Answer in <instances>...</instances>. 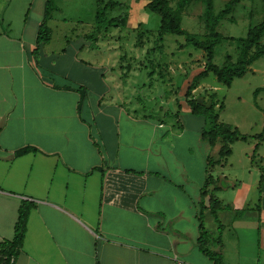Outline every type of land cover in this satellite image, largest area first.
Listing matches in <instances>:
<instances>
[{
	"label": "crops",
	"instance_id": "obj_1",
	"mask_svg": "<svg viewBox=\"0 0 264 264\" xmlns=\"http://www.w3.org/2000/svg\"><path fill=\"white\" fill-rule=\"evenodd\" d=\"M44 1L0 0V242L13 238L22 202L33 205L14 264H213L197 247L210 153L201 138L205 125L178 144L190 135L178 112L175 122L151 119L124 96L121 81L110 94L101 61L78 57L66 35L52 49L58 7L47 22L49 41L34 54ZM184 111L190 113L187 103ZM26 147L34 150L16 153ZM227 158L212 173L215 194L228 206L218 220L222 232L237 233V264H261V172L225 189L217 170ZM204 226L218 228L208 209ZM216 249L229 264L225 254L234 253L222 239Z\"/></svg>",
	"mask_w": 264,
	"mask_h": 264
},
{
	"label": "rangeland",
	"instance_id": "obj_2",
	"mask_svg": "<svg viewBox=\"0 0 264 264\" xmlns=\"http://www.w3.org/2000/svg\"><path fill=\"white\" fill-rule=\"evenodd\" d=\"M114 1L122 4L109 10L107 16L111 18L126 13L125 23L110 25L95 34V0H57L59 10L53 13L50 21L54 31L51 48L59 47L63 39L61 36L66 35L64 38L77 48L78 57L101 61V70L110 78V82L106 83L108 91L109 88L112 90L110 94H113L116 83L124 82V96H128L130 103L142 109L151 119L167 117V123L175 122L174 114L178 112L177 117L190 130V135L179 140L178 144H187L194 140V129L205 125L202 117L184 111L187 86L192 77L202 70L203 51L185 44L181 35H158L159 16L146 8L149 0ZM227 1L213 0L214 12L224 8ZM175 3L176 0H170L172 7ZM35 8H31L29 14H33ZM203 14L202 1L193 0L182 12V28L203 39L206 33ZM262 15V0H242L229 15L230 19L219 22L217 30L228 38L244 37L249 27L262 20ZM92 34L99 37L96 42L99 43L98 47L91 40ZM260 42L264 44V36ZM237 50L236 40H222L214 48L213 62L221 66L226 55L235 60ZM94 66L97 67V62ZM263 86L264 56L255 60L241 77L234 78L230 86L217 82L210 73L200 79L191 91L194 97L206 99L214 93L217 101L223 103L222 109L218 111L219 120L233 125L241 134L248 136L247 140L239 139L231 145L227 163L217 170L225 176L221 183L225 189L230 183L238 184L254 171L258 173L264 169V91L254 95L255 89ZM126 99L116 98V102L129 105ZM156 110L160 111L156 113ZM161 110L165 112L164 115ZM261 133V139L254 137ZM195 148L200 154V147ZM209 152L216 154L211 148ZM226 197L223 195L224 199ZM236 234L232 229L222 232L225 252L234 253L225 254L229 264L238 262ZM260 258L263 264L264 253H261Z\"/></svg>",
	"mask_w": 264,
	"mask_h": 264
},
{
	"label": "trees",
	"instance_id": "obj_3",
	"mask_svg": "<svg viewBox=\"0 0 264 264\" xmlns=\"http://www.w3.org/2000/svg\"><path fill=\"white\" fill-rule=\"evenodd\" d=\"M193 0H176L175 6L170 5V0H149L146 8L159 16L158 35L165 33L181 35L185 39V44H191L195 48L203 51L204 63L202 70L194 75L190 80L185 92V101L190 108V113L200 116L205 121V127L201 130V138L204 139L214 149L218 145L216 154L210 152L206 157V176L200 190V200L197 203V222H198V250L207 256L213 264H222V256L218 249L221 246L222 224L218 220L217 212L228 207L223 205L216 196L215 192L220 188L218 178H214L213 171L215 167L222 165L226 158L231 154V145L241 139L247 140L248 136L243 135L239 130L231 124L219 120L218 111L222 109L223 103L217 101L215 94L211 93L208 98L202 96L194 97L191 91L197 86L199 80L212 73L217 82L230 86L232 80L241 77L248 67L258 58L264 56V44L260 40L264 36V0H262V20L249 27L244 37L228 38L222 35L217 26L222 19H230L235 6L242 0H228L224 8L218 12L213 10V0H201L204 4V27L206 33L203 39L196 37L195 34L182 28V12ZM96 10L94 16L95 30L94 33L102 29H106L113 24H124L127 14L122 13L115 17H108L107 12L122 3L114 0H95ZM57 10L56 0H45L43 16L37 29L36 47L33 53L36 54L42 45L47 43L51 37V29L48 26V20L53 11ZM95 34L92 41L96 40ZM231 39L238 43L237 56L232 60L229 55L225 56V61L221 66L213 62L214 48L222 40ZM260 91H264V86L257 88L254 95ZM207 124V127H206ZM263 134L254 136L261 139ZM34 148H21L16 153L24 154ZM258 181V192L264 190V169H261ZM259 201V200H258ZM33 205L29 202H22L18 209V216L14 224V235L11 240L0 242V264H14L21 247L24 234L26 231V223L28 215ZM257 210L260 206L257 205ZM208 209L214 220L218 223L216 231L207 230L204 226V211Z\"/></svg>",
	"mask_w": 264,
	"mask_h": 264
},
{
	"label": "built area",
	"instance_id": "obj_4",
	"mask_svg": "<svg viewBox=\"0 0 264 264\" xmlns=\"http://www.w3.org/2000/svg\"><path fill=\"white\" fill-rule=\"evenodd\" d=\"M1 257V256H0Z\"/></svg>",
	"mask_w": 264,
	"mask_h": 264
}]
</instances>
